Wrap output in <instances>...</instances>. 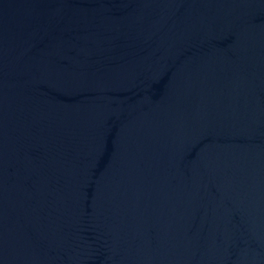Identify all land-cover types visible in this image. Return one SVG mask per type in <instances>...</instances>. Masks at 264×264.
Instances as JSON below:
<instances>
[{
  "label": "water",
  "instance_id": "water-1",
  "mask_svg": "<svg viewBox=\"0 0 264 264\" xmlns=\"http://www.w3.org/2000/svg\"><path fill=\"white\" fill-rule=\"evenodd\" d=\"M0 264H264V0H0Z\"/></svg>",
  "mask_w": 264,
  "mask_h": 264
}]
</instances>
